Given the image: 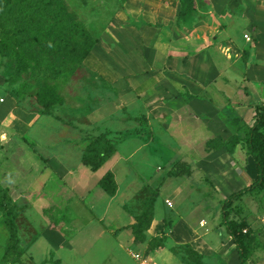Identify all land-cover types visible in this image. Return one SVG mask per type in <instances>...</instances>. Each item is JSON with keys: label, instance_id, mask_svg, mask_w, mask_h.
I'll list each match as a JSON object with an SVG mask.
<instances>
[{"label": "rangeland", "instance_id": "374dc122", "mask_svg": "<svg viewBox=\"0 0 264 264\" xmlns=\"http://www.w3.org/2000/svg\"><path fill=\"white\" fill-rule=\"evenodd\" d=\"M63 1L97 42L82 57L53 50L35 66L4 37L3 29H16L21 16L0 0V201L23 207L15 218L22 251L15 263L4 259L8 231L0 209V264H136L131 250L162 264H195L189 247L203 264H239L221 223L222 205L256 171L243 148L235 158L216 145L243 137L255 107L264 105V83L247 77V70L255 75L251 66H264V0ZM158 28L169 40L175 30L179 39L203 35L216 46L230 67L222 106L190 117L195 113L174 102V76L166 91L140 93L142 72L125 61L141 55V35ZM83 44L77 38V47ZM101 132L116 143V153L92 171L81 157ZM182 156L192 173L168 175ZM106 171L115 179L113 195L98 185ZM155 187L153 219L134 239L135 215ZM226 211L244 219L253 236L248 264H264V187ZM180 222L191 234L178 242L174 237H185Z\"/></svg>", "mask_w": 264, "mask_h": 264}, {"label": "trees", "instance_id": "16d2710c", "mask_svg": "<svg viewBox=\"0 0 264 264\" xmlns=\"http://www.w3.org/2000/svg\"><path fill=\"white\" fill-rule=\"evenodd\" d=\"M7 2L13 4L12 8L18 9L21 17L18 27L3 29V35L12 39L17 53L21 52L29 56L36 63L35 66L46 63L47 57L53 50L76 57L77 54H80L78 57H82L97 42V39L91 37L85 26L76 19V14L67 8L63 0H7ZM80 37H83L84 41L81 48L76 45V40ZM58 58H62V55H59ZM136 119L146 125L144 117ZM245 128L243 137L237 134L229 140H219L216 145L217 148L225 147L232 154L234 148L239 145L244 149L245 154L252 158L256 171L255 179L250 184L231 192L224 199L222 205L221 223L236 248L239 264H248L253 249V236L249 230L245 229L247 222L244 219H230L226 208L243 195L264 187V105L255 107L252 123ZM115 151L116 143L104 132H101L92 137L86 145L81 161L90 170L96 171ZM167 173L171 176H189L192 173L190 161L183 157L175 158ZM98 185L107 194L113 195L116 191L113 173L106 171L99 179ZM158 195L159 187H155L143 201L141 211L135 215V221L131 226L134 239H142L143 232L149 227ZM0 209L3 212L4 223L8 231L4 259L11 263L20 262L22 251L18 245L19 237L15 218L23 207L9 205L1 200ZM186 252L195 261V264H203L198 251L189 247Z\"/></svg>", "mask_w": 264, "mask_h": 264}, {"label": "crops", "instance_id": "0c3cea01", "mask_svg": "<svg viewBox=\"0 0 264 264\" xmlns=\"http://www.w3.org/2000/svg\"><path fill=\"white\" fill-rule=\"evenodd\" d=\"M157 30L152 33L149 32V34L143 33L140 37V41H142L140 46L141 55L137 54L132 57V63L129 59L125 61L131 70L137 68L142 72L137 83L140 93L147 95L150 90L158 91L162 89V91H166L168 88L166 89L165 82L171 76H174V93L176 97L174 102H180L179 104H181L183 110L190 109L195 113V116L189 115L190 117L195 118L205 111L204 114L207 115L208 112L216 110V103H222L226 99L225 95L228 94L225 91L228 86L227 69L230 67L226 59L221 56V53L219 54L220 51L214 49L216 46H211V42L203 35H197L196 37L189 35L179 39L175 36L176 32L174 30V40H169L167 31L164 34L162 33L163 29L158 28ZM159 32L163 34L164 40L159 37ZM261 38L264 42V36ZM142 49L147 56H142ZM251 67L255 75H250L247 70V77L251 76L248 82L263 84L264 75L260 76L259 73L264 74V66L258 64ZM209 99L212 101L211 104ZM219 105L222 106V104ZM233 154L235 158L237 156L241 158L242 150L239 145L234 148ZM182 157L185 158V156ZM110 159L111 157L107 161ZM178 224L182 227V233L180 232V234L185 235V237H174V239L177 241L187 239L191 234L190 229L181 222Z\"/></svg>", "mask_w": 264, "mask_h": 264}, {"label": "built area", "instance_id": "2783aa9c", "mask_svg": "<svg viewBox=\"0 0 264 264\" xmlns=\"http://www.w3.org/2000/svg\"><path fill=\"white\" fill-rule=\"evenodd\" d=\"M131 257L135 260L136 264H161L154 258L140 252L138 250H131Z\"/></svg>", "mask_w": 264, "mask_h": 264}]
</instances>
